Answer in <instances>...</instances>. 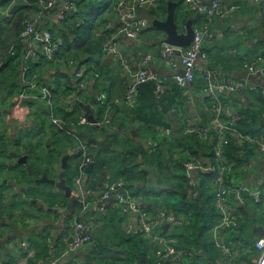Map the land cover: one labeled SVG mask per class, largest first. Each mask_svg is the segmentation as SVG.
<instances>
[{
    "label": "trees",
    "instance_id": "obj_1",
    "mask_svg": "<svg viewBox=\"0 0 264 264\" xmlns=\"http://www.w3.org/2000/svg\"><path fill=\"white\" fill-rule=\"evenodd\" d=\"M116 1L80 0L75 12L68 15L61 24H53L51 32L62 40V48L53 62H47L42 57L36 61L25 59L24 44L19 39L22 29L20 24L24 17L35 9L37 0L16 2L11 10L12 18L0 20V107L6 109L21 92L19 71L24 67L27 70L26 78L28 80L35 77L34 81L39 86L48 87L51 91L53 116L66 124L65 130H57L49 143L45 141L47 139L44 135H34L38 138H32L36 141L27 145L29 148L28 161L32 156L36 158L35 150L41 149L44 144H47V149H52V155L55 154L59 157L60 152L57 146L61 144L60 142L66 144L71 133H75V130L80 128L77 124L82 114V106L76 103L66 107V99L76 92L75 83L67 75L71 68L81 69L85 77L88 75V88L91 92H95V89L99 87L94 72L103 73L102 77L112 79L110 72L103 70V67L107 66L100 64V49L105 38L113 33V28L108 20H99L98 16L109 6L112 5L113 8ZM171 1L173 2V0ZM9 3L10 0H0L2 7H7ZM174 3L173 19L177 30L181 32L184 22L192 14L181 11L182 0H174ZM159 9L164 13L163 6ZM149 14H153V11ZM192 26H195V22H192ZM146 30H150L153 34L158 32L151 25ZM259 46L262 47L264 44H259ZM213 49L214 46H211L207 52ZM216 52H218L217 47ZM70 63L72 67L69 66ZM206 69L213 70L210 66H206ZM46 74H48L47 77H45ZM90 80H94V82L91 83ZM120 82L122 83V79ZM165 82H167V87L159 99L153 95L151 83L139 85L136 101L132 106L123 102L124 86L121 85L123 87L120 100L122 110L116 107V104L111 100H108L111 96L109 93L111 88L105 91L106 100L104 99L102 106H96L93 117L98 128L85 126L84 130L90 138L103 136L104 146H107L108 149L94 150L76 133L83 144L87 146V157L93 162V168L88 174L89 179H93L94 173L100 170L103 165V170L109 172L110 175L106 184L117 180L121 182L129 196L144 208L141 207L143 211L153 214L157 210L163 209L177 217H182L183 225L169 230L167 234L174 239V247L177 250L188 254L185 264H227L228 256L215 246V241L220 240L223 234L214 237L211 232L216 222V214L213 210L211 195L205 189L210 175L198 172L195 175V179L198 180L196 186L187 185V180L181 175L179 154L187 152L211 162V145L208 142H201L195 135L181 134V128L176 123L175 115L170 114L169 110L173 106L182 108V112L187 116L186 98L182 95V90L177 88L169 78H166ZM203 85L202 78L196 76L190 86L193 95L201 93ZM87 94L89 95L88 92ZM248 96H250L248 98L251 110L237 111L236 129L242 134L256 135L264 131V100L257 93H250ZM3 100H6L5 104ZM37 101L40 100L27 101L24 106L29 108ZM230 101L233 103L238 100L230 97L228 103ZM204 104L207 105V102L204 101ZM5 109L0 111V123L3 122L1 118L7 115ZM45 115L49 117V111ZM39 118H42L41 113H39ZM128 118L131 121L125 124L124 121ZM169 120L172 125L169 136L163 138L156 135V128L171 126ZM73 125L76 127L73 128ZM121 129L126 130V135L118 141L116 133ZM151 130L153 135L150 145L144 148L139 143L144 137L140 131L146 135L149 134V131L151 133ZM32 134L28 133V135ZM234 152L235 147L230 142L225 149V157L228 161L233 160L231 156ZM233 161L236 165L241 163L239 159ZM28 164L34 175L33 164L30 162ZM77 172L76 170V176ZM18 175L24 178L28 177L26 171H24L25 176L20 173L16 174L17 177H19ZM90 187L94 189L93 184ZM94 197L92 195V198ZM249 205L251 203L246 202V207L237 211L239 215L237 234L228 233L222 239L224 245L229 249L232 264H251L258 255L254 249V242L259 236L252 229L251 233L248 232ZM107 210L101 216H95L93 213L86 214L88 219L91 217L101 225L93 230L91 243L85 247L86 256L82 264H154L157 249L154 243L145 240L136 233L124 235L121 217L113 208ZM48 236L47 234L46 237ZM46 237H42L43 242L41 243L28 239L29 244L35 249V254L29 260V264H48V259H56L63 252L62 247L60 251H55L57 244L53 247ZM161 264L170 263L163 262Z\"/></svg>",
    "mask_w": 264,
    "mask_h": 264
},
{
    "label": "built area",
    "instance_id": "obj_2",
    "mask_svg": "<svg viewBox=\"0 0 264 264\" xmlns=\"http://www.w3.org/2000/svg\"><path fill=\"white\" fill-rule=\"evenodd\" d=\"M20 1L10 0L7 7L0 6V20L2 18L11 19L13 6ZM79 1L37 0L35 9L28 13V16L26 15L20 24L22 29L19 39L24 44L25 59L36 61L42 57L47 62L55 60L62 48V40L51 32L52 25L61 24L68 15L75 12ZM258 1L261 0H252L255 3ZM156 6L157 0H117L112 8L117 15V26L113 28V33L103 41L100 49L101 55L108 62L118 65L123 71L121 78L122 86H124L122 100L128 106L135 104L137 88L144 83L152 84V93L156 99H159L167 87L166 78H169L177 88L182 90V95L186 98V106H188L193 96L190 89L191 83L196 76L202 78L204 85L198 95L206 113L203 121L197 123L193 117L186 116L182 112V108L175 106L171 107L169 113L175 115L182 135H195L201 142L210 143L211 162L198 155H191L187 152L180 153L181 175L185 177L189 186L197 185L198 180L195 179V175L198 172L210 175L205 189L211 195L213 210L216 214V222L211 232L214 237L222 234L225 236L228 233L237 234L239 227L237 211L244 209L246 202L255 206L261 205L264 213V186L258 185L257 188L248 189L240 182V177L253 167L251 159L254 155L260 162H264V132L256 135L239 132L236 129L237 110L232 108L228 100L231 96L238 97L244 91L257 93L264 100V52L252 60H242L240 68L244 76L234 79L220 78L215 70L206 69L207 57L204 46L210 45L214 41V35L210 31L212 21L226 18L236 12L239 7L227 5L225 0H182L184 11L198 15L203 20L200 26L192 28L193 35L189 45L185 48H174L162 41L154 56L143 54L135 68H128L121 61L116 38H124L130 42L136 41L139 35L150 26L149 19L143 15H137V13L149 14L155 10ZM155 60L165 68L166 75L158 73L151 66ZM69 66L72 67V64L70 63ZM70 73L75 83L76 92L82 93L88 90L87 78L81 69H75ZM26 76V68H20L19 82L22 90L13 99L12 106L3 122L24 119L28 114L24 103L37 99L35 93H38L39 98L49 108V120L52 125L58 130H63L61 129L63 125L53 116L51 91L48 87L39 86L34 81L35 77L28 80ZM250 79L259 80V83L251 84ZM76 92V97L72 94L66 99V107L81 101L80 95ZM204 101L207 102V105L204 104ZM94 102L99 106L104 103L102 97L97 94L94 97ZM78 123L80 125L88 124L83 114H81ZM171 130V127L156 128L155 132L156 135L167 138ZM230 142L235 147L232 159L241 160L238 165L233 160L228 161L225 157V149ZM153 146L155 145L153 144ZM76 149L82 157L73 182L72 197L83 204L79 214L90 212L95 216H101L110 205L122 219L121 227L124 235L136 233L145 240L154 243L157 248L154 264L163 262L185 264L188 254L177 250L174 247V239L167 234L169 230L182 226L183 218L163 209L157 210L153 214L143 211L119 181L105 184L96 197L85 200V197L91 195V190L82 189V177L85 175L83 169L91 163V160L87 157L85 144L78 142ZM246 154H250L251 159H247ZM89 218L88 220L78 219L74 222L65 241L63 252L56 259H48V264H78L69 259L70 256L87 247L91 243L94 228L101 225L100 222ZM165 225L167 229L162 232V227ZM223 236L221 237L223 238ZM221 237V241L219 239L215 241V246L228 256L227 264H232L229 249L224 245ZM254 249L258 255L252 264H264V235L254 242ZM34 254L35 249L27 240H24L16 255L18 264L29 263Z\"/></svg>",
    "mask_w": 264,
    "mask_h": 264
},
{
    "label": "crops",
    "instance_id": "obj_3",
    "mask_svg": "<svg viewBox=\"0 0 264 264\" xmlns=\"http://www.w3.org/2000/svg\"><path fill=\"white\" fill-rule=\"evenodd\" d=\"M208 1V0H204ZM160 3V4H159ZM166 3H172L174 4L173 12L175 8L174 0L173 2L171 0H157V6L155 10L153 11V14H142L137 13V15H143L146 18L149 19L150 25L153 20L163 21L165 17V8ZM225 3L227 5H237L239 9L236 12L231 13L229 16H227L224 19H214L210 25V31L213 33L215 41L210 44L204 46V52L207 57V61L205 62L206 66H210L211 69L215 70L216 73L220 78H227V79H234L236 77L244 76V73L242 72L241 62L242 60H252L257 55H261L264 52V46L260 47L259 44H264V0L258 1V2H252V0H225ZM164 7V13L160 11V7ZM181 11H184L183 6L181 4ZM113 16L108 18V21L111 23L112 28H115L117 26V15L115 11L112 9ZM180 12L178 11V14ZM189 15V14H188ZM189 18H195V15H189ZM201 17L198 16V18H195V26H192V28H196L200 26ZM197 20V21H196ZM163 35L161 32H157L153 34L150 30H145L143 34L139 35L138 39L134 42H130L125 40L124 38H116V45L117 48L120 51L121 55V61L123 64L127 65L128 68H135L137 65V62L139 58L143 54H152L153 56L158 52V46L159 43L163 41ZM211 46H214V49L210 52H207V49H209ZM216 47L218 48V52H216ZM260 47V48H259ZM261 50V51H260ZM260 53V54H259ZM176 57V55H175ZM108 61L104 60L103 58L100 61V64H104L107 67H103V70H108L110 72V76L112 79L108 84V78L102 77L103 73H95L94 77L96 78V83L99 82V87L95 89V94L102 97V100L104 102V99L106 100V94L105 91H107L109 88L111 90L109 91L110 97L108 100H111L113 103L116 104V107H119L122 110V103H121V96L123 93V87L121 86L122 83L121 78L123 77V71L119 66L116 65H109L107 64ZM122 64V65H123ZM151 66L160 74L166 75L167 71L161 64L155 60L153 63H151ZM117 68L119 72H114L112 68ZM84 70V68H82ZM119 73V74H118ZM48 74L45 75L47 77ZM69 75V73H67ZM70 76V75H69ZM86 78H88V75H86ZM91 83L94 82V80H90ZM89 82V83H90ZM249 82L251 84L259 83V80L256 79H250ZM88 84V81H87ZM106 85V87H104ZM88 88V85H87ZM89 90V88H88ZM86 90L87 94L86 101H80L82 105H85L89 102L91 97V90ZM250 92L244 91L243 94L236 96H231L234 98V100H238L232 103L230 101V105L234 110H237L238 112L243 110H251L250 108V102L249 98ZM85 93H82V97H84ZM193 94V93H192ZM31 102V101H30ZM235 103V104H234ZM12 104L10 105V107ZM97 104H94L90 107L91 110V116L94 117L95 111H96ZM9 105L7 106V109L10 108ZM189 109L194 110L196 116H191L188 114L187 110V116L193 117L194 121L197 123H200V121H203V118L205 117L206 113L204 111V108L199 101V95H193L191 98L190 105L186 106ZM28 114L24 117V119H20V121L17 120H9L8 123L2 122V125L0 123V132L2 130H6L7 134L13 135L15 133L16 135H19L21 132H24L22 130L26 129H32V121H31V115L29 112V108H27ZM124 112V111H123ZM83 114V110H82ZM6 116H3L1 120H3ZM57 119V117H55ZM131 120L128 118L124 121L125 124L129 123ZM169 125H171V121L169 120ZM51 124V128L56 130V127ZM89 125V124H86ZM90 126V125H89ZM127 126V125H126ZM172 129V125L170 126ZM128 128V127H127ZM126 131V130H125ZM124 129H121L116 133V139L120 141L124 138L126 135V132ZM264 132V131H263ZM140 133L144 136L142 137V140L139 142L144 146V148L149 147L150 140L152 139V130L151 133L149 131V134H144L142 131ZM132 136L134 134L132 133ZM38 138V137H33ZM140 139V138H139ZM34 142L36 140H33ZM47 141V140H45ZM102 141L103 140H99ZM104 143V142H103ZM91 146V145H90ZM108 149V148H107ZM106 149V150H107ZM36 156V155H35ZM37 157V156H36ZM247 159H251L250 154H247ZM251 162L253 164V167L251 170L248 171V173L244 174V176L240 177V182L248 189H254L257 188L258 185L264 186V162H260V160L254 155L251 159ZM54 165V163H53ZM92 170V169H91ZM25 171V169H24ZM106 172L107 181L104 183V185L108 182V179L110 177L109 172ZM32 173V171H31ZM27 174V172H26ZM5 174H0V179L4 177ZM32 175V174H31ZM13 177L12 180L15 182L17 179H24V183L28 185L29 183L25 181L24 177ZM34 176V175H33ZM30 179H32L31 176L28 175ZM36 178V177H33ZM11 180V181H12ZM116 180V179H115ZM114 181V180H113ZM118 181V180H117ZM11 183V186L16 189V183ZM15 184V187L14 185ZM23 192V191H22ZM21 192V193H22ZM142 207V206H141ZM249 207V208H248ZM247 208L249 209L248 212V218H249V227L248 232L251 233V229L255 231L256 228H260L261 232L259 237L264 235V224H260V220L258 217V214H264L263 208L261 205L255 206L253 204L249 205ZM48 207H45V209ZM143 208V207H142ZM44 209V210H45ZM108 209H112L111 206H108ZM144 209V208H143ZM108 211V210H107ZM80 209L76 213L75 217L84 216L85 214H88L90 212H86L84 214H79ZM44 217L49 216L50 213L46 211L44 212ZM34 217L36 218V213L34 214ZM48 219V218H47ZM61 227V226H60ZM29 227L28 239H32L33 236L36 234L35 231L33 233V230ZM53 228L52 223H50V220L46 221L43 225V233L42 237H46L48 234L49 236L46 237L48 242L52 243V246L55 247L57 244V247L54 249L55 251H60L61 247H65V237L63 241L59 239L58 235H60L59 231L51 230ZM47 230V231H46ZM41 230H39L40 232ZM53 236L55 238H53ZM32 237V238H31ZM221 239H223L221 237ZM28 241V240H27ZM64 250V248H63ZM2 252V253H1ZM0 252V264H14V258L19 252V248L17 249V246H8L6 250ZM54 253V252H53ZM2 261H1V257ZM86 256V248H82L78 252H75L73 255L70 256L69 259L76 261L78 264H82L84 262ZM29 264V263H28Z\"/></svg>",
    "mask_w": 264,
    "mask_h": 264
},
{
    "label": "rangeland",
    "instance_id": "obj_4",
    "mask_svg": "<svg viewBox=\"0 0 264 264\" xmlns=\"http://www.w3.org/2000/svg\"><path fill=\"white\" fill-rule=\"evenodd\" d=\"M113 13H112V5L109 6L105 11H103L99 16L98 19L99 20H108L109 17H112ZM106 60L102 55H101V59ZM110 62H108L107 64L109 65ZM111 65H116L113 63H110ZM118 66V65H116ZM75 70L74 68H71L70 72ZM112 70L115 72H119L117 68H112ZM69 72L70 77L73 80V77L71 75V73ZM115 72V73H116ZM119 74V73H118ZM74 82V80H73ZM110 82V79L108 78V82H106V84H108ZM106 87V85L104 86ZM97 89V88H96ZM85 93L84 97H82V93ZM82 93H80V100L81 101H86V97H87V92L83 91ZM93 93V92H91ZM35 95L37 96V100L39 99L40 101H37L35 103H33L32 105H30L29 107V112L31 115V121H32V126H31V130L28 129H24L22 131H24L26 137H21L16 135L15 133H13L12 138L6 139L5 140V147H7V150H5V152H3V155L1 156L3 160H9L8 157H12L16 154L17 152V148L18 147H22L25 144L29 143V137L33 138L34 135L36 134H42L45 136V138L47 140H50L52 138V133H51V124H50V120L49 117L47 115H45V113L47 111H49V108L47 107V105L45 104V102H43L39 96L38 93H35ZM74 96L76 97L75 93ZM4 104L6 103V100H3ZM10 105V104H9ZM78 105H80V102H78ZM10 107V106H9ZM4 107H0V111H4ZM10 109V108H9ZM9 109H5V112H8ZM38 113H35L37 112ZM39 113L42 114V118H39ZM38 116V117H36ZM44 119V120H43ZM53 129V127H52ZM53 131L56 133L57 131L55 129H53ZM28 133H33L32 135H28ZM19 137V139H23L22 142H18L15 143L16 140H18L17 138ZM28 138V139H27ZM32 142H34L32 140ZM47 143H49V141H47ZM46 144H44L42 146V150L41 149H36L34 155H38L37 160L34 156L31 157V159L28 161L30 163L33 164V172H34V176L33 173L31 175V177H36L34 179V181L32 179H30L29 177H25V181L28 182V186H34L36 188L33 189L32 192L25 194L24 198H19L21 197V192L19 189V193H16V196L13 195V200L12 202H10L9 208L7 210L8 212V216L11 219V222H13L14 224H20V226L24 229L29 230V227L32 226L31 229H35L33 230V233L35 231V235L33 236V240L34 241H39L40 243L43 242V238H42V233H43V225L46 221L50 220V223H52L53 228L51 230H55L54 234H57L56 231L60 232V235H58L59 239L62 236L63 232H67L65 234V241L71 231V227L74 225V222L78 219L80 220H86L88 219L87 215L85 214L84 216H82L83 218L80 217H74L75 219H73V217H60L59 215H49L44 217V209L45 207H52L55 205H59L60 203L63 204V200H61V198L59 197L60 194L59 190H57L55 188V190L52 188L51 185L47 184V183H42L40 184L38 187L35 186L34 182L36 179L42 177V176H46L48 179H52V177L55 174V169L53 166V163H56V160L58 159V156L53 154L52 155V149H44V146ZM23 167H20L19 165L15 164L13 167L9 168L7 170V173H9V175L11 177H15L17 173H20L22 176L24 175V171H23ZM1 171V169H0ZM29 174L27 173V176ZM17 191V189H15ZM3 198V195L0 191V203L1 200ZM29 198L35 199V201H28ZM60 201V203H59ZM6 213V210H5ZM36 213L37 217H34V214ZM89 214V213H88ZM259 220H260V224H264V214H258ZM48 218V219H47ZM61 226V227H60ZM70 227V230H69ZM39 230H41L39 232ZM67 230V231H66ZM47 231V230H46ZM264 231V228H263ZM47 236V235H46ZM53 238H55L53 236ZM34 248V247H33ZM64 248V246L62 247V249ZM2 258H4L3 256L1 257V261ZM253 263V261L251 262V264ZM14 264H18V261L16 259V256L14 258ZM28 264V263H26Z\"/></svg>",
    "mask_w": 264,
    "mask_h": 264
},
{
    "label": "flooded vegetation",
    "instance_id": "obj_5",
    "mask_svg": "<svg viewBox=\"0 0 264 264\" xmlns=\"http://www.w3.org/2000/svg\"><path fill=\"white\" fill-rule=\"evenodd\" d=\"M48 107V106H47ZM57 120L63 125V130H65L66 128V124L64 122L61 121V119L57 118ZM77 126H79L80 128L75 130V133L72 132L70 137L68 138V141L66 144H64L63 142H60L61 144L57 146L58 151L60 152V156L58 157V159L56 160V163L53 165L54 169H55V174L52 177V179L57 180V176L62 172L60 170V159L61 157H63L64 155H68V159H67V166H66V170L64 171L62 177L60 180H63L64 182V187L68 188L70 190V194L72 197V192H73V182L76 176V170H78V165L81 161V155L80 152L76 149V146L79 143H83L82 140L85 142V140L82 138V140H80L77 136V134H79V136L83 137V135H86L84 127L85 126H89V125H80L79 123L77 124ZM76 127L73 125V128ZM89 127H94V126H89ZM58 129L56 128V131ZM63 130H59V131H63ZM71 131V130H70ZM51 133L52 135L55 134V132L53 131V129L51 128ZM77 133V134H76ZM24 132H21L18 136L21 137H26ZM13 135L11 134H7L6 131H1L0 132V174H5L3 178L0 179V191L3 195V198L1 200L0 203V252L6 250V248H8V246H17V249L19 248L18 246L21 245V242H23L24 240H28L29 235H28V231L27 229H24L20 226L19 222L18 224H14L13 222H11L12 218H9V214L7 212L10 202H12L13 200V195L16 196V193H19V189H22L23 192L21 193V197L19 198H24L25 194H28L30 192L33 191L34 186L31 185H26L24 183V179H17L15 182L12 180L13 177H11L9 175V173H7V170L11 167H13L18 158H20L21 156H24V154H28L27 156V163H28V157H29V148H28V144L29 143H33L32 142V138L29 137V143L25 144L22 147H18L17 148V152L14 156L12 157H8L9 160H3L1 159L3 152H5V150H7V147H5V140L6 139H11ZM88 136V135H87ZM89 137V136H88ZM96 140H103L104 137H98L95 136L94 137ZM18 140H16L15 143L18 142H22L23 139H19V137L17 138ZM28 139V138H27ZM49 141V140H47ZM46 141V142H47ZM86 143V142H85ZM87 144V143H86ZM89 145V144H88ZM47 144L45 145L44 148H47ZM92 147L94 150H98V147ZM42 150V148H41ZM38 156V155H37ZM93 165V162H91ZM20 167H23V165H19ZM102 168L100 170H98L96 173H94L95 177L93 179H89V176L87 175H83L82 177V189L86 188L88 190H91V195H89L88 197H85V200H87L88 198H92V195H94L95 191L97 190V187H101L99 188L98 194L101 191V189L104 186V183L107 181V177H106V172L105 170H103V165L101 166ZM93 168V166H92ZM97 169V168H96ZM35 179V178H34ZM34 179L32 178V180L34 181ZM12 180V181H11ZM16 183V189L17 191L11 186V183ZM93 184L94 185V189H92L90 187V185ZM52 188L55 190V187L52 186ZM83 191V190H82ZM60 194V198L61 200H63V204L60 203L59 205H55L49 208H46L44 210V212L46 213V211H48L50 213V215H59L60 217H73V219H75L74 217L76 216V213L79 210V207L74 208L71 211L67 210V206H68V202L67 200L64 198V194L63 192H59ZM73 199H75L74 197H72ZM77 200V199H75ZM28 201L32 202L35 201V199L29 198ZM79 201V200H77ZM36 202V201H35ZM81 202V201H79ZM6 210V213H5ZM14 228H16V230L14 231ZM70 230V227H69ZM67 231V230H66ZM67 232H63L62 236H61V240L63 241L65 234ZM2 253V252H1Z\"/></svg>",
    "mask_w": 264,
    "mask_h": 264
},
{
    "label": "water",
    "instance_id": "obj_6",
    "mask_svg": "<svg viewBox=\"0 0 264 264\" xmlns=\"http://www.w3.org/2000/svg\"><path fill=\"white\" fill-rule=\"evenodd\" d=\"M173 7L174 4L172 3H166V8H165V17L163 21H158V20H153L151 22V27L154 28L155 30L159 31L162 33L163 35V42L165 44H167L168 46L174 47V48H185L189 45L191 39H192V35H193V30H192V21H194L195 18H198V15H195V18H188L182 27V31L179 32L177 30L176 24L174 23V19H173ZM95 93H91V97L90 100L87 104L82 105L80 103V105L82 106V110H83V116L85 117L87 123L90 126H94L96 128V121L92 118L91 116V110L90 107L94 104V97H95ZM31 101V100H29ZM188 114H190L191 116H196L194 110L189 109L188 110ZM85 142L93 147H98V148H105L107 149V146H104V143L102 141H98L95 138H90L87 135H83L82 137ZM27 156L28 154H24V156H21L20 158H18L16 164L17 165H23L25 171L29 174V176H31V169L29 164L27 163ZM67 159H68V155H64L63 157H61L60 159V170L62 171L58 176H57V180L55 179H48L46 176H42L38 179L35 180L34 184L35 186H39L42 183H47L51 186H54L57 190L63 192L64 194V198L67 200L68 202V206H67V210L71 211L74 208L79 207V209H82V202H79L75 199H73L71 197L70 194V190L66 187H64V182L63 180H60L64 171L66 170V166H67ZM92 163H89L86 165V167L83 169L84 174L87 176L91 169H92ZM15 187V184H13ZM101 188V187H97V190ZM95 191L94 196L96 197L98 195V191ZM23 190L20 189V192H22ZM167 229V226H163L162 227V232H165ZM16 230V228H14V231ZM261 229L260 228H256L255 229V233L257 235H260ZM20 247V245L18 246Z\"/></svg>",
    "mask_w": 264,
    "mask_h": 264
}]
</instances>
